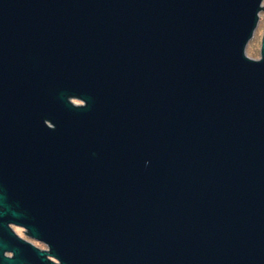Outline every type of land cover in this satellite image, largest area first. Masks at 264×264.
<instances>
[{
  "label": "water",
  "instance_id": "obj_1",
  "mask_svg": "<svg viewBox=\"0 0 264 264\" xmlns=\"http://www.w3.org/2000/svg\"><path fill=\"white\" fill-rule=\"evenodd\" d=\"M263 5L0 0V264H264Z\"/></svg>",
  "mask_w": 264,
  "mask_h": 264
},
{
  "label": "rangeland",
  "instance_id": "obj_2",
  "mask_svg": "<svg viewBox=\"0 0 264 264\" xmlns=\"http://www.w3.org/2000/svg\"><path fill=\"white\" fill-rule=\"evenodd\" d=\"M259 21H258V27H256V29L254 30L253 36L251 37L250 40H248L249 42L247 43V48H248V52H250L251 57H255L258 56V54L260 55V52L258 50H260V37L261 34H264V5H263V9L260 11L259 13ZM73 100H78V99H73ZM15 231L23 238L31 240L32 242H34L36 245H39L41 247H44V244L36 241L34 239H31L24 231L23 228H15Z\"/></svg>",
  "mask_w": 264,
  "mask_h": 264
},
{
  "label": "flooded vegetation",
  "instance_id": "obj_3",
  "mask_svg": "<svg viewBox=\"0 0 264 264\" xmlns=\"http://www.w3.org/2000/svg\"><path fill=\"white\" fill-rule=\"evenodd\" d=\"M257 27H258V25H257ZM263 35H264V34H261V37H260V40H259V41H260V49H261V43H262L261 40H262V38H263ZM258 51H259V50H258ZM259 52H260V51H259ZM11 226H12L13 230H15V228L18 227V226H16V225H11ZM19 228H21V227H19ZM37 246H39V245H37ZM39 247L43 249V248H45V245H44V247H41V246H39Z\"/></svg>",
  "mask_w": 264,
  "mask_h": 264
}]
</instances>
